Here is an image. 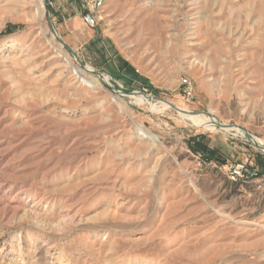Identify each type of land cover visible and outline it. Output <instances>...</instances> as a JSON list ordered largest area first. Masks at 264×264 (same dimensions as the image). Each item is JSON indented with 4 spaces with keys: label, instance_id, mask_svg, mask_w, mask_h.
I'll return each instance as SVG.
<instances>
[{
    "label": "rangeland",
    "instance_id": "1",
    "mask_svg": "<svg viewBox=\"0 0 264 264\" xmlns=\"http://www.w3.org/2000/svg\"><path fill=\"white\" fill-rule=\"evenodd\" d=\"M97 12L0 0V264H264V0Z\"/></svg>",
    "mask_w": 264,
    "mask_h": 264
},
{
    "label": "crops",
    "instance_id": "2",
    "mask_svg": "<svg viewBox=\"0 0 264 264\" xmlns=\"http://www.w3.org/2000/svg\"><path fill=\"white\" fill-rule=\"evenodd\" d=\"M64 1L65 0H50V3L53 5L56 13L61 17L60 20H63L62 28L65 29L67 33L71 34L69 35L70 37L68 38V40H76L80 43L81 46L89 47L91 40L94 39L92 38L93 36H87L90 34L89 31H91L92 26L85 24L82 19V14L86 11L85 9L87 7L86 0H83L85 6H83L84 4H81L84 7L83 10L76 9V7H74L75 11H73V14L67 13L69 6L67 5V2L65 3ZM97 11L99 12V10ZM102 36L104 37L106 35L102 34ZM120 67L122 68V70L131 69L129 64L124 60L121 62Z\"/></svg>",
    "mask_w": 264,
    "mask_h": 264
},
{
    "label": "bare ground",
    "instance_id": "3",
    "mask_svg": "<svg viewBox=\"0 0 264 264\" xmlns=\"http://www.w3.org/2000/svg\"><path fill=\"white\" fill-rule=\"evenodd\" d=\"M163 104L166 107H169L168 103L163 102ZM181 109L184 111L183 114L188 116L189 118H191L192 121L195 122L196 124H199L201 126H204L206 128H211V129L216 128L217 126L220 125L219 127L222 128V129H225V130H236L238 132V134L245 136L243 134L244 131L239 129V128H235V127H232V126H229V125H226V124H219V122H217L214 118L206 116L203 113L193 114V113H190V112L186 111L184 108H181ZM249 138H250L251 141L257 143L262 149H264V143L260 139L253 138L252 136H249Z\"/></svg>",
    "mask_w": 264,
    "mask_h": 264
},
{
    "label": "built area",
    "instance_id": "4",
    "mask_svg": "<svg viewBox=\"0 0 264 264\" xmlns=\"http://www.w3.org/2000/svg\"><path fill=\"white\" fill-rule=\"evenodd\" d=\"M104 1L105 0H86L87 2L86 11L83 12L82 14V19L85 24L89 26L95 25L96 23L95 12L102 7V5L104 4ZM231 170H232L231 174L233 177L235 174H240L242 170H248V168L246 164L242 163V164H236L232 166Z\"/></svg>",
    "mask_w": 264,
    "mask_h": 264
},
{
    "label": "trees",
    "instance_id": "5",
    "mask_svg": "<svg viewBox=\"0 0 264 264\" xmlns=\"http://www.w3.org/2000/svg\"><path fill=\"white\" fill-rule=\"evenodd\" d=\"M188 146L194 153L199 152L201 154L200 157L204 162L218 160L216 153L213 150L212 151L208 150V148H206L205 144H203L199 140H195V139L188 140ZM256 161H257V163H261L259 160H256Z\"/></svg>",
    "mask_w": 264,
    "mask_h": 264
},
{
    "label": "water",
    "instance_id": "6",
    "mask_svg": "<svg viewBox=\"0 0 264 264\" xmlns=\"http://www.w3.org/2000/svg\"><path fill=\"white\" fill-rule=\"evenodd\" d=\"M180 110V109H179Z\"/></svg>",
    "mask_w": 264,
    "mask_h": 264
}]
</instances>
